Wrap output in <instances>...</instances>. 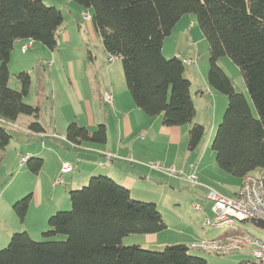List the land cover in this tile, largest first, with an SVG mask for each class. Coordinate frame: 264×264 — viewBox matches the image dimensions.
<instances>
[{
	"label": "trees",
	"instance_id": "trees-1",
	"mask_svg": "<svg viewBox=\"0 0 264 264\" xmlns=\"http://www.w3.org/2000/svg\"><path fill=\"white\" fill-rule=\"evenodd\" d=\"M90 10L91 24L105 54L121 62L125 85L135 106L148 116L161 115L167 127L189 124L187 150L194 151L205 128L193 122L195 107L190 80L179 57L166 58L164 39L185 14H193L208 46L207 84L227 98V105L211 142L216 166L243 179L264 171V0H71ZM63 14L43 0H0V120L13 123L19 115L32 116L26 129L44 132L39 103L29 105L31 78L16 75L20 89L8 85V63L17 40L56 47ZM229 57L239 68L257 117L243 93L218 65ZM88 58L92 59L91 53ZM41 90V89H39ZM41 97L40 91L38 92ZM38 97V99H39ZM12 135L0 123V162ZM65 139L104 143L106 129L95 130L70 122ZM43 159L30 157L37 174ZM70 209L56 211L47 220L43 241L26 231L13 233L0 249V264H207L189 253L186 244L166 245L161 251L138 244L123 245L129 234H153L167 228L153 202L131 197L128 188L108 175H91L87 183L68 191ZM28 197L13 205L23 220ZM57 235L64 239L56 238ZM239 264H257L243 260Z\"/></svg>",
	"mask_w": 264,
	"mask_h": 264
},
{
	"label": "rangeland",
	"instance_id": "rangeland-1",
	"mask_svg": "<svg viewBox=\"0 0 264 264\" xmlns=\"http://www.w3.org/2000/svg\"><path fill=\"white\" fill-rule=\"evenodd\" d=\"M43 2L47 5L56 6L63 14V24L56 34V47L49 49L45 45L33 41L31 47L23 52L20 46L17 45L10 54L8 85L10 88L20 89V85L16 81V75L23 71L29 73L31 86L29 94L24 98V102L29 105L40 104L41 115L38 120L45 127L46 131L56 133L57 139L51 136L41 138L40 136L27 134L26 123L33 120L32 116L21 114L13 123H4L0 120V123L12 135L5 147L3 159L0 162V249L8 244L10 236L13 233L22 232L25 229L29 231L27 233L33 240L43 241L44 237L42 233L48 229L47 220L49 216L59 210H68L71 206L68 196L66 203L60 204L54 210H50L52 212H48V214L47 209L52 204V201L49 200L50 194H54L56 187L58 189L62 188V182L57 183V186H52L51 182L57 180L60 175L50 178L52 174L49 167H46L40 175H35V173L30 171L28 163L20 162L21 157L29 156L36 152L41 153L44 149L48 151V149L52 148L50 144L56 142L54 144L61 149L52 148V154L54 156L58 155L59 158L63 157V159L59 160L58 164L60 166V173L70 172L68 173V177H70V174H78L75 163H78L76 156L81 155V149L78 147L74 148V145L65 139L66 127L71 121L84 126L88 125L89 106L94 112H97L99 108L102 111L105 107L107 109L109 105L99 100L98 91H101L99 90V84L101 83L104 88L105 86L108 88L110 77L115 83H118L117 74L114 72L110 76L106 70L108 55L103 52L101 40L92 27L91 20L86 21L83 19V13H90V10L80 7L71 0H43ZM174 28H194V30H198L199 34H202L193 14L183 15ZM193 37L197 39L194 35ZM24 42L28 43L29 40H24ZM198 49L199 54L191 56L195 62L191 65L184 64V75L189 77L193 86L203 89L205 86H202L203 81H201V76L204 75L207 82L209 66L207 42L206 45H198ZM88 53H91L92 59L88 58ZM182 55L180 58L185 57ZM117 65L121 68V62L116 58L111 66L115 68ZM218 65L231 79L235 91L243 93L247 98L253 110V115L257 117L239 68L227 56L219 59ZM194 66H196V69H194ZM195 74L197 75L196 78ZM122 76L119 74L118 78L119 82L124 85L125 81ZM75 81L77 84H75ZM39 91L41 97H39ZM107 91L109 92L110 90ZM215 94L221 98L222 104L217 101L215 105L211 104L208 106L204 99H195L194 102L197 105L196 117L201 120V123L198 124L205 127V134L199 146L193 152V155H202L204 162H208L215 157L210 145L227 105L225 95L219 92ZM205 98L207 99L208 95H205ZM213 108H216L218 118L212 132L210 123L207 121L212 116L211 110ZM196 117L194 116L193 119L195 120ZM209 131H211L210 134ZM48 135L50 134L48 133ZM164 154L165 152L161 149L158 154L160 159L148 162V164L155 163L161 168L174 167L182 174L175 177L165 173L160 176L163 179H160L161 182L159 184L146 183L144 190L146 194L140 195L133 190L131 197L134 200L142 202L155 201L163 220L166 222L167 228L157 233L155 238L158 241H156L158 246L144 247L151 244L150 240L146 237L147 234H129L122 239L123 245L138 244L146 249L161 251L166 245L182 243L189 247L191 242L224 236L234 230L245 234H252L256 237H264V230L256 227L250 221H237L232 226L221 228H209L204 225L205 217L213 218L214 215L211 210L212 201L208 199L209 192L214 191L216 194L227 198L234 197L233 193L237 189L239 178L228 174L225 177H221L208 170L205 175L208 182L201 183L198 175L194 171H190L193 173L189 175L193 174L196 177L197 184L206 187V191L201 193L195 189L198 188L196 184H192L187 180V176L189 175H187L186 168L192 170V164L195 161L189 160L187 162V158L183 154L177 155L175 159L168 158ZM50 158L55 160L53 156H50ZM64 161H67L66 163H68L70 169L63 172L62 164ZM48 164L53 168L52 160ZM129 165L134 166V164ZM156 170L160 171L159 169ZM64 177L65 175L63 174L62 178ZM37 184L40 190L34 195ZM146 188L148 189L146 190ZM25 196H29L28 209L25 219L21 220L13 205ZM37 198L41 201L40 204ZM195 205H198L200 209H196ZM44 215L46 216L43 224L41 219L43 220ZM42 229L44 230L42 231ZM56 238L62 240L64 236L57 235ZM189 248L191 255L204 259L207 264H239L241 259H253L248 250L231 254H217Z\"/></svg>",
	"mask_w": 264,
	"mask_h": 264
},
{
	"label": "crops",
	"instance_id": "crops-1",
	"mask_svg": "<svg viewBox=\"0 0 264 264\" xmlns=\"http://www.w3.org/2000/svg\"><path fill=\"white\" fill-rule=\"evenodd\" d=\"M193 35L197 39H194ZM25 44L26 43L24 42V40H17L13 45V49L17 45H19L21 48V46ZM200 44L206 45V40L203 34H199L198 30H194V28L173 27L171 34L167 36L163 41L162 53L167 57H174L178 55V57L180 58L181 54H183L182 56H185L184 58H191V56L199 54L198 45ZM111 64L112 62L108 63L106 70L108 71L110 76H112L111 73L114 72L115 74H117L118 83H115V81L111 77L108 88L106 86L104 88L100 83L99 90L101 91H98V96L100 102H103L102 93L108 92L107 90H110L113 100L112 104L109 105L107 109H105V107L103 111L101 108H99L97 112H94L87 102L89 106L88 125H82L89 130H95L99 124H103L106 129V141L104 143L82 141L79 144H73L74 148L78 147L81 149V155L76 156V160L78 161V163H75L78 174H70V177H68V173L70 172L60 173V166H58V164L59 160L63 159V157L59 158L58 155L54 156V154H52L54 148H57L59 150L61 149L59 146H56L54 144L56 142H52V144H50L53 149L50 148L48 149V151H45L44 149L41 153L36 152L29 155L30 157H40L43 159L40 171L35 175H40V173L44 171L46 167H49L51 171L50 173L52 174V177L50 178H53L55 175H60V177L62 178V175H65V177L62 178V188L58 189L56 187L54 194H50L49 200L52 201V204L50 206L48 205L49 209H47V213L52 212L50 210L58 208L60 204L66 203L68 191L70 189L79 188L80 186L84 185L85 182H87L88 178L93 174L103 173L110 176L116 182L128 188L130 194L133 190H135L136 193L140 195L146 194L144 191L146 183L150 182L159 184L163 179V177L160 176L165 174L163 172L157 171L155 168H152L150 166V163L148 164V162H153V160L160 159L158 154L161 149L165 152L164 155H166L168 158L175 159L177 155L183 154V156L187 158V162L189 160H194V164L190 162V164L193 165V167L191 168L192 170L186 168V172L187 175H189L190 173H193L190 171H194L201 179V183L208 182L205 176L208 170H210L213 174L219 175L221 177H225L226 175L225 172L221 171L216 166L214 159L209 160L208 162H204L202 159V155H193V152L195 150H187L188 129L190 127L188 126L189 124H187V126L184 125L167 127L162 124L161 115L151 117L146 115L141 109L137 108L131 98L129 91L127 90L126 85H122L119 82L118 75H123V72H121L122 68H120V66L118 65L115 66V68H112ZM194 69H196V66H194ZM194 76L195 78L197 77L196 74ZM203 76H201V81H203L202 86H205L203 87V89H201V87L193 86L192 82L190 81V92L193 103L195 102V99H204L205 103H207L208 106H210L211 104L215 105L217 101L222 104L221 98H219L217 94H215L217 91L207 84L206 77ZM187 78L189 79V77ZM75 84H77L76 81ZM205 95H208L207 99L205 98ZM196 106L197 105H195L194 103L195 117L197 116ZM211 112L212 116L207 122L210 123V128H212L211 130L213 132L215 122L218 118V113L216 108H213ZM193 121L195 123H201V120L197 119V117L195 120L193 119ZM26 124H28V121ZM210 132L211 131H209V134ZM48 133L50 135H48ZM27 134L40 136L41 138H47L48 136H51L52 138L57 139V134L46 131L45 127L44 132L42 133H33L28 131ZM108 153L111 154L110 157H107L106 154ZM50 156H53L55 160L51 159ZM50 160L53 161V168H51L48 164ZM66 162L67 161H64L63 164ZM129 164H134V166H131ZM53 182H51L52 186H54ZM241 182L242 179H239L237 189L233 193L234 195L237 193ZM196 185L198 186V188H195L197 191H200L201 193L206 191L205 186H202L200 184ZM147 189L148 188H146V190ZM38 190L40 189L37 184L34 195L35 193H38ZM37 201L40 204L41 201L39 200V198H37ZM153 202L155 203V201ZM25 216L23 220L25 219ZM45 216L46 215L43 216V220L41 219V222H43V224L45 221ZM43 230L44 229H42V231ZM24 231L27 232L28 230L25 229ZM156 235L157 233L147 234L146 237L148 240H150L151 244L144 247L150 248V246H158V243H156L157 240L155 238ZM243 260L250 259H241V261ZM250 261L254 260L252 259Z\"/></svg>",
	"mask_w": 264,
	"mask_h": 264
},
{
	"label": "built area",
	"instance_id": "built-area-1",
	"mask_svg": "<svg viewBox=\"0 0 264 264\" xmlns=\"http://www.w3.org/2000/svg\"><path fill=\"white\" fill-rule=\"evenodd\" d=\"M84 20H90L91 15L88 12L83 13ZM32 45V41H29L25 45L21 46V50L24 52ZM178 57V55H176ZM116 59L115 56H109L107 62L111 63ZM182 62L191 65L195 62L192 58H181ZM102 101L106 105L112 104L111 92H105L102 95ZM110 157L111 154H106ZM28 159V156L21 157L20 162L24 163ZM155 169H159L163 173L170 176H180L182 173L178 172L174 167L161 168L157 164H151ZM70 169L68 163L62 165V171ZM187 180L192 184H197L196 177L191 174L187 176ZM62 179L59 177L54 180L53 185L61 183ZM208 199L212 201L211 210L213 212V218L204 219V225L209 228H221L225 226H232L235 222L243 221H262L264 222V171H260L256 175H247L242 179V182L238 188L234 197H224L216 194L214 191H210ZM196 209H200L198 205H195ZM260 228V227H258ZM264 230V228H260ZM192 249L214 252L217 254H231L235 252L249 251L253 257V260L257 264H264V237H256L252 234H245L241 231L234 230L233 232L211 239H201L199 241L191 242L189 245Z\"/></svg>",
	"mask_w": 264,
	"mask_h": 264
},
{
	"label": "water",
	"instance_id": "water-1",
	"mask_svg": "<svg viewBox=\"0 0 264 264\" xmlns=\"http://www.w3.org/2000/svg\"><path fill=\"white\" fill-rule=\"evenodd\" d=\"M250 222H252L256 227H260V228H264V222L262 221H253L251 220Z\"/></svg>",
	"mask_w": 264,
	"mask_h": 264
}]
</instances>
